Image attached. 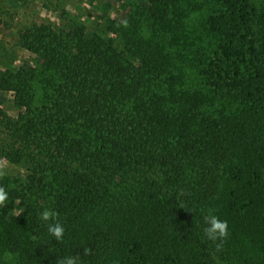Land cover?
<instances>
[{"label":"trees","instance_id":"trees-1","mask_svg":"<svg viewBox=\"0 0 264 264\" xmlns=\"http://www.w3.org/2000/svg\"><path fill=\"white\" fill-rule=\"evenodd\" d=\"M199 1L206 8L199 17L214 27L231 21L227 30L233 28L242 42L248 77L240 94L224 95L239 99L244 116L216 107L211 99L218 95L202 87L196 60L192 70L170 69L169 59L180 58L184 65L190 50H175V56L153 51L151 65L165 63L159 73L163 83L159 87L147 78L155 91L147 98L143 86L128 79L131 63L74 53L69 74L81 89L70 101L94 132L83 135L80 147L55 141L38 149L31 141L40 145V138L13 129L10 143L3 134L0 152L8 157L18 144L40 176L20 182L21 188L12 182L10 195L23 213L2 220L0 264H57L75 255L81 264H264V232H259L264 210L253 213L264 194V0ZM158 2L166 18L157 24L181 31L171 21L183 3L192 7L195 0H154L151 9ZM221 35L230 38L228 32ZM124 106L134 114H124ZM226 115L228 121L221 120ZM43 118L40 127L61 133L62 120ZM80 125L71 123L69 134L75 137ZM10 129L0 121V130ZM45 208L59 213L65 228L60 241L48 232L51 221L40 218ZM209 214L229 225L219 251V241L203 232Z\"/></svg>","mask_w":264,"mask_h":264},{"label":"rangeland","instance_id":"rangeland-1","mask_svg":"<svg viewBox=\"0 0 264 264\" xmlns=\"http://www.w3.org/2000/svg\"><path fill=\"white\" fill-rule=\"evenodd\" d=\"M151 1L154 0H0V121L12 128L9 132L0 130V140L6 133L13 143L16 137H12L11 132L15 129L27 137L40 138V145L31 141L36 149L50 147L55 141L62 145L83 146L81 138L95 128L88 125L70 101L76 94L74 90L78 92L81 86L69 74L72 55L81 51L131 63L134 70L131 68L128 79L135 87L142 85V94L147 98L155 93L149 90L147 78L159 87L163 83L159 73L165 63L159 61L158 66L151 65L150 58H155L153 51H169L175 56V50H190L189 60L186 59L184 65L180 58L175 62L169 59L170 69L192 70L190 64L196 60L202 87L210 90L211 96L218 95L211 99L215 100L216 107L218 105L232 116L243 117L239 99L224 95L227 92L240 94L243 78L246 80L249 72L238 33L233 28L227 30L226 26L232 22L217 23L214 27L211 20L198 16L197 13L206 8L195 0L192 7L184 3L179 6L177 18L171 21L181 30L178 31L169 24L166 27L157 24L165 20L166 9L159 2L151 9L154 4ZM223 32L226 35L228 32L230 38L221 35ZM156 38L157 43H152ZM202 53L210 56L204 57ZM183 79L182 83H186L187 75ZM180 82L176 80L177 85ZM126 91L129 88L126 87ZM143 101L141 98L138 102ZM122 112L131 115L135 110L124 106ZM41 115L48 122L55 117L62 120L61 133L40 127L38 118ZM227 116L221 120L228 121ZM71 123L81 124L74 129L75 137L69 134ZM17 149L18 144H15L8 157L0 152V164L7 166V175L0 179V185L9 193L6 205L0 206V225L4 224L5 214H14V208L22 209L16 203L18 200L10 195L12 182L21 188L20 182L25 184L30 176H40L34 172L30 156L21 155ZM77 162L80 161L77 159ZM255 206L253 213L262 214L264 194ZM259 232H264L263 223ZM250 256L249 252L248 258Z\"/></svg>","mask_w":264,"mask_h":264},{"label":"clouds","instance_id":"clouds-1","mask_svg":"<svg viewBox=\"0 0 264 264\" xmlns=\"http://www.w3.org/2000/svg\"><path fill=\"white\" fill-rule=\"evenodd\" d=\"M125 25L127 24V21L123 22ZM7 166L4 164H0V179L5 177L7 175ZM9 200V193L6 190L5 186L0 185V206H5L6 202ZM16 203H19L17 201ZM13 212L16 216H19L21 213H23L22 209H13ZM40 218L45 221H51L48 223V232L52 236L55 237L56 240L60 241L63 239L65 228L63 224L59 220V213L51 208H45L40 213ZM205 227L203 228V232L205 236L213 241L219 243H216V249L217 251L222 249L223 242L227 239L229 234V225L228 222L225 220H221L217 215L215 214H209L203 217ZM90 249H85L84 254L88 255L90 254ZM57 264H81L79 255L75 256H66L57 261Z\"/></svg>","mask_w":264,"mask_h":264}]
</instances>
